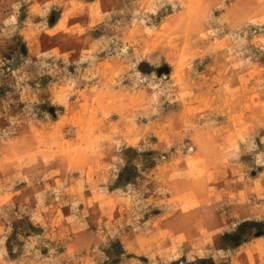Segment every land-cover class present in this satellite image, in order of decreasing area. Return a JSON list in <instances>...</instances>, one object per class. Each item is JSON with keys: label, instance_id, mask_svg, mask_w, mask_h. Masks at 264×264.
I'll list each match as a JSON object with an SVG mask.
<instances>
[{"label": "rangeland", "instance_id": "1", "mask_svg": "<svg viewBox=\"0 0 264 264\" xmlns=\"http://www.w3.org/2000/svg\"><path fill=\"white\" fill-rule=\"evenodd\" d=\"M0 264H264V0H0Z\"/></svg>", "mask_w": 264, "mask_h": 264}]
</instances>
